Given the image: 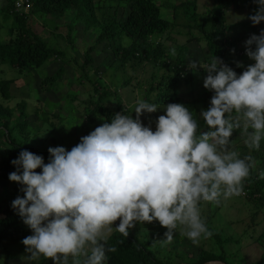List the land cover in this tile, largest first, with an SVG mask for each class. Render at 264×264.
I'll list each match as a JSON object with an SVG mask.
<instances>
[{
    "label": "clouds",
    "instance_id": "9594fccd",
    "mask_svg": "<svg viewBox=\"0 0 264 264\" xmlns=\"http://www.w3.org/2000/svg\"><path fill=\"white\" fill-rule=\"evenodd\" d=\"M19 2L17 10H29L30 0ZM254 3L255 12L247 17L253 26L264 22V0ZM173 11L162 16L174 23L178 10ZM244 46L252 63L237 61L244 69L239 75L216 56L204 64L189 61V70H204L203 87L213 93L199 117L184 104L158 106L138 96L135 117L115 113L70 150L50 146L47 163L41 155L20 151L10 161L16 170L8 179L21 186L23 196L11 207L32 233L21 240L27 253L23 264L41 258L53 264H105L106 251H114L105 249L111 232L127 237L145 222L166 228L159 240L165 244L175 230L193 245L210 237L200 203L241 195L254 167L252 157L232 150L230 138L242 129L244 143L255 150L264 140V29ZM159 109L164 114L156 117L154 130L142 123V114Z\"/></svg>",
    "mask_w": 264,
    "mask_h": 264
},
{
    "label": "trees",
    "instance_id": "16d2710c",
    "mask_svg": "<svg viewBox=\"0 0 264 264\" xmlns=\"http://www.w3.org/2000/svg\"><path fill=\"white\" fill-rule=\"evenodd\" d=\"M119 1V6L122 8L124 0ZM126 1L128 12L125 17L117 18V9H115L113 17L98 18L95 0H30L28 11L17 10L16 0H0V23L3 27L6 26L10 29L8 40L0 43V65H8L0 68V97L6 101L12 99L11 86L15 81V77L8 78L5 75L11 69L22 74L23 71L39 69L50 61L61 60L58 69L41 80L40 84L43 91H49L53 84L62 77L66 64L72 59L66 57L63 49L50 46L42 34V30L35 29L34 23L40 19L45 22L49 20L58 22L65 18L71 9L76 10L75 18L83 23L85 30L99 27L100 31L96 43L99 44L105 41L109 43L116 57L114 63L117 70L125 69L124 67L128 64L132 67L143 64L154 66L149 76L135 83L136 77L128 73L122 78L124 79L123 86L141 87L142 99L158 106L168 103H181L186 106V102H191L184 100L181 95L183 85L188 84L192 89L197 86V79L200 74V71L193 72L188 68L187 58L190 53L188 43L191 39H195L199 43L203 42L207 55L210 57L208 61L216 56L236 71L238 75L244 69L237 68L236 62L239 61L244 66L248 65L241 58L242 55H245V50L238 48L241 38L231 37L232 34L229 31L225 15L226 10L235 6L234 0H217L209 13L211 17L209 25L204 22L205 20L200 21L196 0H186L178 3L175 10L182 9L186 20H188L187 25L189 26L190 23L193 25L189 27L191 28L188 31L190 33L189 40L175 46H167L164 42H161L164 33L169 31L172 26H176V23H172L168 18L162 16L161 8L156 1ZM67 27L68 35L66 39L72 41L73 24H68ZM124 35L130 38L127 44L122 43ZM172 39L174 38L172 37ZM172 39H166V41H172ZM93 49V46L89 47L85 53V61L82 64L72 60L79 69V81L81 82V79L86 80L91 86L89 99L84 107L83 118L86 122L99 126L103 122H110L115 113L130 114L135 117V112L128 108L117 90L104 83L101 77L92 80L86 73V64L94 61L90 55V51ZM237 49L239 52H236ZM247 60L250 64L252 63L249 58ZM99 68L100 66L96 67V72H99ZM209 93L213 95L211 91ZM111 100H113L115 107L109 106L108 103ZM40 107L37 105L32 111L38 114L41 110ZM16 108L19 110L17 116L14 115L10 107L0 101V178L2 180H9V173L16 170L10 161L15 159L22 150H28L43 156L45 163H47L49 157L48 147L39 135L41 122L49 120V113L42 112L41 118L43 121L41 120L33 127L28 119L27 99H20ZM150 115L155 120L159 116L155 113H150ZM204 127L201 119L200 129L203 130ZM1 142L6 143L7 147H3ZM37 143L38 145H36ZM36 146H39V148L34 151L33 148ZM260 163V172L253 168L250 170L249 177L243 182L244 193L239 195L248 197L258 206L252 214V217L256 216V219L261 214L264 217V178H260V173L264 172V164L262 161ZM35 171L39 172L40 169ZM115 223L118 225L119 220ZM146 223L136 224L129 231L127 237H123L119 232L113 230L107 238L105 249L113 248L114 251H106L105 264H172L170 261L161 258L153 247L159 235L156 230L160 227L158 222L153 221L151 223L156 226L155 228L150 227L151 232L147 233L148 239L146 241L139 235L138 230L140 228L145 232L146 229H149ZM259 223L264 227V219ZM21 224L22 220L11 207V202H0V244L7 239L25 238L28 232L21 227ZM207 227L212 232L211 236L216 238L221 250L214 252L203 249L195 263L180 264H200L212 260H220L225 264H235L233 259H230L229 253L224 249V245L233 243L235 240L230 236L223 238L221 232H217L210 226ZM145 237L143 236V238ZM257 240L260 241L263 250L259 259L250 264H264V229ZM10 256L12 255L10 254Z\"/></svg>",
    "mask_w": 264,
    "mask_h": 264
},
{
    "label": "rangeland",
    "instance_id": "374dc122",
    "mask_svg": "<svg viewBox=\"0 0 264 264\" xmlns=\"http://www.w3.org/2000/svg\"><path fill=\"white\" fill-rule=\"evenodd\" d=\"M97 3L96 13L98 18H109L114 16V10L117 9V18L125 17L128 12V3L126 0L122 2L123 7L119 6V0H95ZM157 3L163 6L161 8L162 14L165 11L168 13L173 11L174 6L180 2L186 0H155ZM217 0H196L197 11H199L200 21L210 24V10L216 4ZM235 4L241 5V7H230L225 11L226 19L228 22L229 31L232 34V38H241L238 48L245 50L244 42L249 38L251 34L258 35L261 29H264V22L253 26L251 21L247 17L254 14L257 5L254 0H234ZM98 7V8H97ZM175 14V10L173 11ZM76 10L71 9L66 14L65 18L53 22L51 20L45 22L42 19L34 23L36 30H42V34L48 41V44L52 47L63 49L68 59L74 60L78 64H82L85 61V53L89 47L93 46L94 49L90 51V55L94 61L86 64V73L92 80L101 77V80L117 90L128 108L132 109L137 97L142 98L141 90L138 86L128 85L123 86V78L127 73L135 76V81H140L144 77L149 76L153 71L152 64H143L132 67L130 64L125 66V69L115 68V56L112 51V47L109 43L101 42L96 43L97 35L100 31L99 27L85 30L83 23L75 18ZM121 15V16H120ZM171 15V14H170ZM241 16V17H239ZM242 17H244L242 19ZM176 26L165 32L161 37V42L165 45H177L186 43L189 40L191 30L189 28L193 24L188 26V20H186L183 10L179 9L175 18H171ZM239 19V20H238ZM73 24L72 41L66 39L68 35V24ZM5 25V24H4ZM195 30V29H194ZM193 30V31H194ZM9 27H3L0 23V43L6 42L10 36ZM172 37L174 39H172ZM127 38V40H125ZM172 39V41H166V39ZM122 43L127 44L130 38L126 35L123 36ZM158 40V39H157ZM190 48L188 63L191 60L199 61L201 64L208 62L210 58L207 55V50L203 46V42L199 43L195 39H191L188 43ZM236 52H239L237 49ZM242 61L250 64L246 55L241 56ZM66 64V69L62 77L53 84V87L49 91H43L41 89V80L50 74H53L61 64V60L50 61L43 65L39 69H31L23 71L22 74L11 69L6 72L5 75L8 78L15 77V81L11 86L12 99L10 101L3 100L0 97V101L10 107L13 110L15 116L18 115L19 110L16 108L17 103L22 98H26L29 108V122L35 127L41 122L42 112L49 113V120L41 122V128L39 135L42 138L46 147L63 146L66 150H70L75 146L82 136L87 135L89 132L97 127L96 125L86 122L82 115L84 107L89 99V90L91 89L90 83L86 80L79 81V69L77 64L72 62ZM6 65H0L3 68ZM100 66L99 72H96V67ZM200 71L197 79V86L192 89L190 85L185 84L182 86V97L186 101V107L193 112L194 117H199L200 111L207 110L210 106V98L212 94L209 93L203 87V78L206 73L202 68H197ZM196 74H198L196 72ZM195 76V75H194ZM196 78V77H195ZM193 100V101H192ZM109 106L115 107L113 100L109 103ZM41 106V110L38 114L32 110L35 106ZM163 106V105H160ZM155 114L163 115V109H159ZM144 125H149L155 129V119L149 113L141 115L140 117ZM202 119V118H201ZM204 129V128H203ZM245 135L242 129H237L231 139V148L236 151L240 157L250 156L254 161L253 169L260 172L259 164L262 161L264 164V140L260 142V148L258 150L250 149L245 143ZM4 141V139H2ZM3 147H7L6 143L1 142ZM38 145V143L36 144ZM39 146L33 148L36 151ZM20 185L16 182L9 180H2L0 178V202L7 203L12 202L18 195L23 196V193L19 191ZM258 206L254 204L246 196H233L226 200L222 199L219 204L211 202H203L200 206L201 216L207 223V226L212 227L217 232L222 233V237H232L235 241L224 245V249L229 253L230 259H233L235 264H250L256 259H259L263 248L257 238L263 231L264 227L259 225L264 219L263 215H259L256 219L252 217L253 212L257 210ZM158 222V221H154ZM142 225V224H141ZM140 225V227H142ZM149 229L141 230L139 235L144 241L148 239L147 233L151 232V228H155L156 225L146 223ZM116 223H113V227ZM160 226V225H159ZM21 227L31 235V230L22 222ZM151 227V228H150ZM158 232L157 241L153 244L154 249L157 250V254L170 261L172 264L180 263H195L201 251L211 250L219 252L221 250L216 238L210 236L208 238H201L198 245H193L189 239L182 236L179 230H175L173 234V240L170 243H162L159 240L164 239V227L156 229ZM113 232V231H112ZM111 232V233H112ZM146 233V234H145ZM27 235V236H28ZM143 236H146L143 238ZM23 239V238H22ZM22 239H7L0 244V264H23L22 256L27 255L25 253V246L21 243ZM10 254L12 256H10ZM14 255V256H13ZM35 264V262H34ZM38 264H53L51 258H41Z\"/></svg>",
    "mask_w": 264,
    "mask_h": 264
},
{
    "label": "water",
    "instance_id": "95a60500",
    "mask_svg": "<svg viewBox=\"0 0 264 264\" xmlns=\"http://www.w3.org/2000/svg\"><path fill=\"white\" fill-rule=\"evenodd\" d=\"M200 264H225V262L220 261V260H212V261H207V262L200 263Z\"/></svg>",
    "mask_w": 264,
    "mask_h": 264
},
{
    "label": "built area",
    "instance_id": "2783aa9c",
    "mask_svg": "<svg viewBox=\"0 0 264 264\" xmlns=\"http://www.w3.org/2000/svg\"><path fill=\"white\" fill-rule=\"evenodd\" d=\"M25 2V0H20V2L18 3V5L20 6L21 4H23ZM29 4H26V6H28ZM244 193V191L242 192Z\"/></svg>",
    "mask_w": 264,
    "mask_h": 264
},
{
    "label": "crops",
    "instance_id": "0c3cea01",
    "mask_svg": "<svg viewBox=\"0 0 264 264\" xmlns=\"http://www.w3.org/2000/svg\"><path fill=\"white\" fill-rule=\"evenodd\" d=\"M234 5H235L234 7H241V5H239L238 3L237 4L234 3Z\"/></svg>",
    "mask_w": 264,
    "mask_h": 264
}]
</instances>
